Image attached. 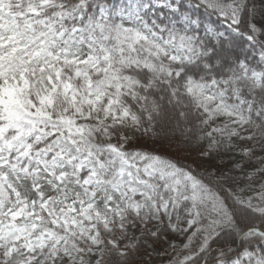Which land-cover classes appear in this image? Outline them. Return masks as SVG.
<instances>
[{"label":"snow or ice","instance_id":"6c2138e0","mask_svg":"<svg viewBox=\"0 0 264 264\" xmlns=\"http://www.w3.org/2000/svg\"><path fill=\"white\" fill-rule=\"evenodd\" d=\"M0 264H264V0H0Z\"/></svg>","mask_w":264,"mask_h":264}]
</instances>
